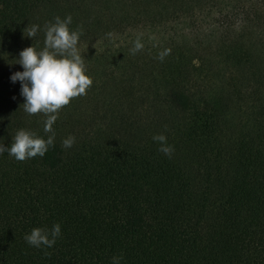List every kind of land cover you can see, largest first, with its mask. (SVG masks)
Returning <instances> with one entry per match:
<instances>
[{
    "label": "trees",
    "instance_id": "16d2710c",
    "mask_svg": "<svg viewBox=\"0 0 264 264\" xmlns=\"http://www.w3.org/2000/svg\"><path fill=\"white\" fill-rule=\"evenodd\" d=\"M65 15L92 84L42 157L0 153V264H264V0H0V144L51 135L10 75Z\"/></svg>",
    "mask_w": 264,
    "mask_h": 264
},
{
    "label": "clouds",
    "instance_id": "9594fccd",
    "mask_svg": "<svg viewBox=\"0 0 264 264\" xmlns=\"http://www.w3.org/2000/svg\"><path fill=\"white\" fill-rule=\"evenodd\" d=\"M71 15L53 17L43 27L44 47L37 51L32 44L24 47L18 53L15 62L22 70L11 73L12 82L19 81L20 95L23 97V110L29 115L42 113L45 116L43 131L51 133L46 138L36 131L24 128L17 129L9 145L0 144V153L7 152L16 160L23 161L34 156H43L53 145L55 133L52 125L57 119V113L62 106L67 105L71 98L83 96L92 84V79L86 74L83 61L77 51L79 39L78 30H70ZM40 26L32 24L26 36H36ZM141 45L136 43L133 51L139 50ZM167 50L158 54L163 60ZM153 142H158V151L171 156L173 146L167 143L163 133L153 134ZM75 137L69 134L62 140L64 148H70ZM61 235L60 224L53 223L51 228L34 226L25 233V242L33 247L50 248ZM47 254V253H45ZM111 264H120L122 256L110 258Z\"/></svg>",
    "mask_w": 264,
    "mask_h": 264
}]
</instances>
